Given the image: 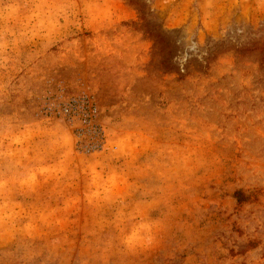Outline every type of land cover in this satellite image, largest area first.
<instances>
[{
	"label": "rangeland",
	"instance_id": "obj_1",
	"mask_svg": "<svg viewBox=\"0 0 264 264\" xmlns=\"http://www.w3.org/2000/svg\"><path fill=\"white\" fill-rule=\"evenodd\" d=\"M263 59L264 0H0V264H264Z\"/></svg>",
	"mask_w": 264,
	"mask_h": 264
},
{
	"label": "trees",
	"instance_id": "obj_2",
	"mask_svg": "<svg viewBox=\"0 0 264 264\" xmlns=\"http://www.w3.org/2000/svg\"><path fill=\"white\" fill-rule=\"evenodd\" d=\"M263 62H264V59H263ZM235 196L237 198L238 203L242 202L243 199H247V197L243 196V194H241V192H236Z\"/></svg>",
	"mask_w": 264,
	"mask_h": 264
}]
</instances>
